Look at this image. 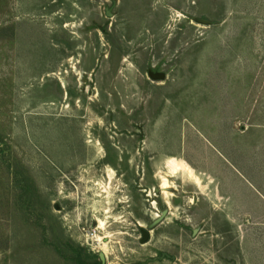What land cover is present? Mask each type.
<instances>
[{
	"label": "rangeland",
	"instance_id": "obj_1",
	"mask_svg": "<svg viewBox=\"0 0 264 264\" xmlns=\"http://www.w3.org/2000/svg\"><path fill=\"white\" fill-rule=\"evenodd\" d=\"M79 254L264 264V0H0V264Z\"/></svg>",
	"mask_w": 264,
	"mask_h": 264
},
{
	"label": "bare ground",
	"instance_id": "obj_2",
	"mask_svg": "<svg viewBox=\"0 0 264 264\" xmlns=\"http://www.w3.org/2000/svg\"><path fill=\"white\" fill-rule=\"evenodd\" d=\"M166 167L168 169V172L171 175H174V176L181 175L184 178L194 182L196 186H198V188L201 190V192L206 191L207 185L203 182L202 178L195 171V169L185 160L174 157V156L170 157L166 161ZM162 183H163L164 189H167L171 185L170 181L168 180L166 176L162 177ZM104 226H105V222L100 221V228H104Z\"/></svg>",
	"mask_w": 264,
	"mask_h": 264
},
{
	"label": "water",
	"instance_id": "obj_3",
	"mask_svg": "<svg viewBox=\"0 0 264 264\" xmlns=\"http://www.w3.org/2000/svg\"><path fill=\"white\" fill-rule=\"evenodd\" d=\"M202 22L204 23H209V21L206 20H202ZM150 76L154 79H164L165 78V73H155L153 71L150 72ZM150 238V232L143 229V238H142V242L146 243ZM104 257V256H103ZM104 259V258H103Z\"/></svg>",
	"mask_w": 264,
	"mask_h": 264
},
{
	"label": "trees",
	"instance_id": "obj_4",
	"mask_svg": "<svg viewBox=\"0 0 264 264\" xmlns=\"http://www.w3.org/2000/svg\"><path fill=\"white\" fill-rule=\"evenodd\" d=\"M76 262L77 264H87V261L83 258L81 254H79L78 257H76ZM98 264H101V262Z\"/></svg>",
	"mask_w": 264,
	"mask_h": 264
}]
</instances>
